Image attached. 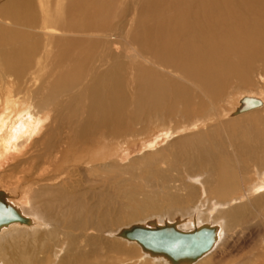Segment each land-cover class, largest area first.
<instances>
[{
    "label": "bare ground",
    "instance_id": "6f19581e",
    "mask_svg": "<svg viewBox=\"0 0 264 264\" xmlns=\"http://www.w3.org/2000/svg\"><path fill=\"white\" fill-rule=\"evenodd\" d=\"M0 46V167L101 173L0 181L20 216L0 264H264V0H3ZM254 72L257 91L190 114ZM133 227L189 233L196 253Z\"/></svg>",
    "mask_w": 264,
    "mask_h": 264
},
{
    "label": "rangeland",
    "instance_id": "374dc122",
    "mask_svg": "<svg viewBox=\"0 0 264 264\" xmlns=\"http://www.w3.org/2000/svg\"><path fill=\"white\" fill-rule=\"evenodd\" d=\"M3 0H0V4ZM39 7H42L41 5H39ZM5 48V46H0V55L3 52L2 50ZM257 72H254L251 76V79L248 82H241L240 80H235L234 83H232L230 86H228L226 88V93L224 95H222L221 97L217 98L215 102L211 103L208 100H202L201 102H199L198 99H194L193 102L190 105V114L194 115L195 113H199V114H205L207 110H213L214 112L219 113V111H221L222 108H227L228 104H227V98L229 96H238L241 92L245 91V90H249V89H253V90H258L259 89V80H261L260 75L262 76V79H264V72L261 73L259 76L256 75ZM181 78V77H180ZM28 79H30V83L34 84V82L36 81V77H29ZM49 79V78H47ZM261 86V85H260ZM179 109L182 108V106L179 104ZM259 115L261 117H264V108L258 111ZM184 115H188V113L183 112V114L181 116ZM183 119V117H178L177 121L175 119V123H177L178 121H181ZM213 121H216L215 119ZM215 123H218L217 125H221L219 123V120H217ZM214 124V123H213ZM108 143V142H106ZM139 142L137 141H131L129 144L131 155L133 157H135L137 155V153L139 152ZM103 147V154H108V152L111 150V147L108 146L104 143ZM66 154V153H65ZM69 155V154H68ZM74 157H79L82 155V158L80 159L81 162L83 163V159L87 158L86 155H84V153L82 152H76L74 154H71L70 156ZM66 156V155H65ZM93 157V155L91 156ZM64 157L60 160V162L58 161V163H56L55 166H52L50 168H43V166H40L41 169L39 172L37 173H32V172H22L20 171L18 168L16 170V168H13V164L11 161L7 164H4L2 167H0V181L2 182L3 185H8L10 184L11 187L13 188V191L15 193H20L21 191V184L22 182H24V180L26 179H31V178H48L51 177L52 175H55L56 173H60L59 175V179L55 180V183H61L66 181V179L71 180V181H75L79 179V185H81V187L87 188L89 185L91 184H97V180L100 178L101 173L100 172H94L91 175L88 173H85L83 171H81V167L78 165V163L72 162L70 163L68 169L66 171H64V173H62V171L65 169L67 162L64 161ZM124 160V159H123ZM122 160V161H123ZM126 158H125V162H126ZM98 161V160H97ZM94 161V162H97ZM84 164V163H83ZM10 166V167H9ZM84 165H82L83 167ZM7 167H9L7 169ZM6 169L8 172H6ZM16 170V171H14ZM51 170V171H50ZM62 173V174H61ZM66 175V176H65ZM28 176V177H27ZM65 176V177H64ZM68 176V177H67ZM64 177V178H63ZM67 177V178H66ZM14 178V179H12ZM86 178V179H84ZM43 181H39L38 183L40 184ZM123 257V256H122Z\"/></svg>",
    "mask_w": 264,
    "mask_h": 264
},
{
    "label": "water",
    "instance_id": "95a60500",
    "mask_svg": "<svg viewBox=\"0 0 264 264\" xmlns=\"http://www.w3.org/2000/svg\"><path fill=\"white\" fill-rule=\"evenodd\" d=\"M18 218H20V216L17 215L11 207L5 203H0V223L2 221ZM206 232H208L207 247L209 248L211 244V233L209 234V231ZM128 234H132V236ZM127 236L130 238L134 237L140 240V242L156 247L157 249L163 250L173 256H177L179 253L185 251H194L196 253L194 250L195 248H192L194 246L193 243H195L194 238L189 233H181L174 230L165 232L164 230L158 231L148 228L133 227L127 232ZM188 246H191V248H186Z\"/></svg>",
    "mask_w": 264,
    "mask_h": 264
}]
</instances>
